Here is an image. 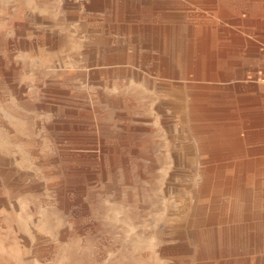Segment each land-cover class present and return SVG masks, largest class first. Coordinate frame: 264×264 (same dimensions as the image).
<instances>
[{
  "label": "rangeland",
  "instance_id": "obj_1",
  "mask_svg": "<svg viewBox=\"0 0 264 264\" xmlns=\"http://www.w3.org/2000/svg\"><path fill=\"white\" fill-rule=\"evenodd\" d=\"M212 158L264 236V0H0V264H250L197 257Z\"/></svg>",
  "mask_w": 264,
  "mask_h": 264
},
{
  "label": "bare ground",
  "instance_id": "obj_2",
  "mask_svg": "<svg viewBox=\"0 0 264 264\" xmlns=\"http://www.w3.org/2000/svg\"><path fill=\"white\" fill-rule=\"evenodd\" d=\"M133 31L143 29L146 32L157 31L167 33L164 27L155 26H132ZM202 40V38H201ZM203 48V44L200 45ZM200 47V48H201ZM202 51V50H201ZM184 60H179L182 65ZM191 63L187 71L197 77L203 72V64ZM199 90L192 94L193 107L192 112L195 117L201 116L202 105L207 94L200 89L201 84L196 83ZM213 164H209L206 171L202 174V182L198 190L199 195L209 198L208 203L200 205L195 209V217L189 221L188 229L195 240L198 259H207L210 253L220 256L224 252H237L240 249L248 253L260 249L264 245V236L255 233V227L250 220L252 216L258 213L251 211V206L246 202L250 201L252 194V180L250 172H227L224 168H232L234 164L218 165L212 158ZM249 161L243 162L240 166L247 168ZM223 168L222 171L219 169ZM255 174V173H254ZM236 180H239L238 182ZM224 213L228 215L230 222L222 224L219 219ZM259 233L263 232V227L257 229ZM212 256V255H211ZM212 258V257H211ZM250 264H264V254L256 257L254 260L247 258ZM201 264V263H200ZM207 264V263H202Z\"/></svg>",
  "mask_w": 264,
  "mask_h": 264
}]
</instances>
